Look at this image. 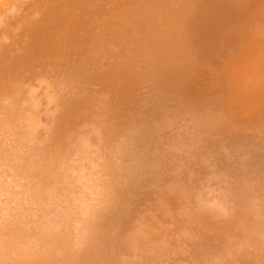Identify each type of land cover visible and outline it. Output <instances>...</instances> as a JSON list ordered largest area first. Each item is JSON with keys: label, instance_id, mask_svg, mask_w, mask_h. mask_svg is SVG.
I'll return each mask as SVG.
<instances>
[{"label": "clouds", "instance_id": "clouds-1", "mask_svg": "<svg viewBox=\"0 0 264 264\" xmlns=\"http://www.w3.org/2000/svg\"><path fill=\"white\" fill-rule=\"evenodd\" d=\"M96 45L151 102L58 133L60 81L0 97V264H264V172L239 163L251 144L214 106L148 89L187 50L175 14L154 9ZM249 83L264 96V56Z\"/></svg>", "mask_w": 264, "mask_h": 264}, {"label": "bare ground", "instance_id": "bare-ground-1", "mask_svg": "<svg viewBox=\"0 0 264 264\" xmlns=\"http://www.w3.org/2000/svg\"><path fill=\"white\" fill-rule=\"evenodd\" d=\"M90 3L96 8L90 9ZM161 8L175 14L188 47L173 72L149 86L185 103L211 105L225 113L239 126L241 138L251 144L241 151L239 163L251 159L253 169L264 172V96L258 85L249 83L253 65L264 56V0H10L7 10L0 5L6 25L0 29V97L20 91L33 78L51 77L47 72L45 77L31 76L37 70L36 59L65 66L68 76L69 89L62 90L57 117L58 133L79 127L107 106L139 108L141 93L122 68L119 54L111 53L119 62L85 67L98 55V36L112 37L134 17L147 22L153 10ZM101 23L103 34L98 30ZM3 36L9 38L8 43ZM67 54L73 56L72 61ZM177 67L184 71L179 77L174 72ZM82 78L101 87H82ZM146 97L141 101L144 109L151 102ZM4 135L0 115V142ZM221 242L218 232L213 243Z\"/></svg>", "mask_w": 264, "mask_h": 264}, {"label": "rangeland", "instance_id": "rangeland-1", "mask_svg": "<svg viewBox=\"0 0 264 264\" xmlns=\"http://www.w3.org/2000/svg\"><path fill=\"white\" fill-rule=\"evenodd\" d=\"M177 2H181V1H187V0H176ZM88 7H90V9H92V8H96L93 4H88ZM121 17V19H122V21H123V17L122 16H120ZM112 19V18H111ZM104 23H101L100 25L101 26H99V28H98V30L103 34V33H105V31L104 30H102L104 27L102 26ZM102 27V28H101ZM111 27H114V24L111 26ZM95 36H98V32L95 34ZM95 36L93 37L94 39H95ZM101 37H99L98 36V38L97 39H100ZM98 55H97V57H95V60H94V63L93 64H88V63H86V67L85 68H90L91 66H97L98 64V66H100V65H104V64H107V63H110V62H113V61H115V60H117L118 58V56H113L112 54H108V53H106V52H104V51H102V50H100V49H98L97 50V52H96ZM66 56H68V58H69V60L70 61H72V57L73 56H69L68 54L66 55ZM102 58V59H101ZM104 58V59H103ZM102 61H101V60ZM105 59H106V61H105ZM68 60V61H69ZM35 61V63H36V68L35 69H37V70H35L36 71V73H34V72H32L31 73V76H33L34 77V75L36 76L37 74V76L38 77H41V76H44L45 77V75L46 74H49L51 77H49V79L50 80H56V79H54V78H57V80L58 81H60L62 84H63V90L64 91H66L67 89H69V88H67V84H68V76L65 74V69H63V68H65V66L63 67V66H59V65H54V63H50V62H45V61H43V60H41L43 63H41V61L40 60H33V62ZM38 61V62H37ZM40 61V62H39ZM100 62V63H99ZM103 62V63H102ZM118 62H119V59H118ZM117 62V63H118ZM34 63V64H35ZM42 64V65H41ZM47 65V66H46ZM115 65V64H114ZM38 66V67H37ZM97 66V67H98ZM111 66H113V65H111ZM58 67V68H57ZM181 67V66H180ZM180 67H177V69H176V71H174L175 72V75H176V77H179L184 71H182V69L180 68ZM87 68V69H88ZM109 68H110V66H109ZM178 68H180V69H178ZM43 69V70H42ZM53 69V70H52ZM39 70V71H38ZM51 70H52V72H51ZM38 71V72H37ZM60 71V72H59ZM64 71V73H62ZM42 72H43V75H42ZM47 72V73H46ZM51 72V73H50ZM59 74H58V73ZM40 73H41V75H40ZM44 73H46L45 75H44ZM57 73V74H56ZM40 75V76H39ZM56 75V76H55ZM66 75V76H65ZM60 77H62V78H60ZM46 79H48L47 78V76L45 77ZM37 79H41V78H35V81L37 80ZM44 79V78H43ZM61 79H62V81H61ZM34 81V78H33V80H32V82ZM34 81V82H35ZM64 81V82H63ZM33 82V83H34ZM67 83V84H66ZM80 85V84H79ZM96 87H95V86ZM74 86H77V85H74ZM80 86H82V84L80 85ZM92 87L93 86V88L94 89H99L100 87H101V84H96V83H91L90 81H87V87ZM56 87L59 89V85H56ZM64 87H65V89H64ZM69 87V86H68ZM82 87H84V86H82ZM115 89V88H114ZM148 89L149 90H154L153 89V87L152 86H148ZM83 90H87V88H83V89H81V91H83ZM87 91H90L89 89L87 90ZM138 93H140L139 91H138ZM148 97V96H147ZM147 97H146V99H147ZM115 98V102H116V100H117V97H114ZM61 99H62V97H61ZM61 99H60V102H61ZM141 101H142V96L140 97V99H139V103H140V105H139V108H141L142 110L144 109V107H142V103H141ZM145 104V103H144ZM242 160H243V158H242ZM242 160H240V161H242Z\"/></svg>", "mask_w": 264, "mask_h": 264}]
</instances>
